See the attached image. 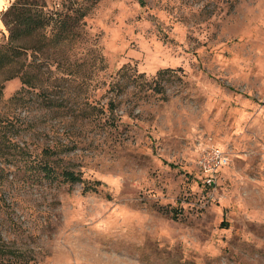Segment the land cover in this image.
I'll return each instance as SVG.
<instances>
[{
  "label": "rangeland",
  "instance_id": "rangeland-1",
  "mask_svg": "<svg viewBox=\"0 0 264 264\" xmlns=\"http://www.w3.org/2000/svg\"><path fill=\"white\" fill-rule=\"evenodd\" d=\"M37 2L88 14L0 71V264H264V0Z\"/></svg>",
  "mask_w": 264,
  "mask_h": 264
},
{
  "label": "trees",
  "instance_id": "trees-1",
  "mask_svg": "<svg viewBox=\"0 0 264 264\" xmlns=\"http://www.w3.org/2000/svg\"><path fill=\"white\" fill-rule=\"evenodd\" d=\"M40 7L44 8V6L39 5L37 0H15L4 14L8 18L7 24L9 25L10 34L8 42L0 44V71L5 70L9 72L6 80L20 77L23 83H30V81L23 78V62L21 57L25 47L18 42L21 37L38 36L42 33L45 37L56 41L65 39L70 33L74 32L77 25L84 21L88 14L87 8L81 6L72 7L66 15H62L61 13H44ZM123 69L124 67H121L114 77L118 74L120 75ZM177 70L174 69L172 71ZM164 71H169V69L158 72L156 80H158V76ZM158 86L159 83L155 88H159ZM3 89L4 87L0 85V102L3 98ZM163 92V89H157V93ZM107 108L111 110V104ZM12 123V120L0 116V155L2 156L4 155V149L11 147V145L8 146L10 143H15L12 137L13 134L7 133V128ZM63 174L65 179L72 182L80 180V177L73 172L65 171ZM13 258L16 260L17 256L14 255Z\"/></svg>",
  "mask_w": 264,
  "mask_h": 264
},
{
  "label": "built area",
  "instance_id": "built-area-1",
  "mask_svg": "<svg viewBox=\"0 0 264 264\" xmlns=\"http://www.w3.org/2000/svg\"><path fill=\"white\" fill-rule=\"evenodd\" d=\"M197 167L206 186H216L221 171L231 163L230 153L215 145L203 148L197 156Z\"/></svg>",
  "mask_w": 264,
  "mask_h": 264
},
{
  "label": "crops",
  "instance_id": "crops-1",
  "mask_svg": "<svg viewBox=\"0 0 264 264\" xmlns=\"http://www.w3.org/2000/svg\"><path fill=\"white\" fill-rule=\"evenodd\" d=\"M15 0H4L3 4L0 5V31H5L3 30V21H2V12L8 9L10 5L14 2Z\"/></svg>",
  "mask_w": 264,
  "mask_h": 264
},
{
  "label": "snow or ice",
  "instance_id": "snow-or-ice-1",
  "mask_svg": "<svg viewBox=\"0 0 264 264\" xmlns=\"http://www.w3.org/2000/svg\"><path fill=\"white\" fill-rule=\"evenodd\" d=\"M3 2H4V0H0V5H2V4H3Z\"/></svg>",
  "mask_w": 264,
  "mask_h": 264
}]
</instances>
